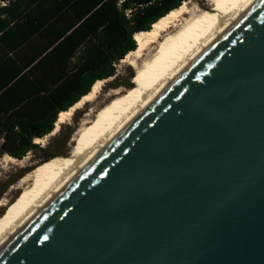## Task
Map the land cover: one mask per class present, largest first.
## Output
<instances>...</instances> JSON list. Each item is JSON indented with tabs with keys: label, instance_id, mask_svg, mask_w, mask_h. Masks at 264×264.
Wrapping results in <instances>:
<instances>
[{
	"label": "water",
	"instance_id": "95a60500",
	"mask_svg": "<svg viewBox=\"0 0 264 264\" xmlns=\"http://www.w3.org/2000/svg\"><path fill=\"white\" fill-rule=\"evenodd\" d=\"M0 264H264V0L21 230Z\"/></svg>",
	"mask_w": 264,
	"mask_h": 264
},
{
	"label": "trees",
	"instance_id": "16d2710c",
	"mask_svg": "<svg viewBox=\"0 0 264 264\" xmlns=\"http://www.w3.org/2000/svg\"><path fill=\"white\" fill-rule=\"evenodd\" d=\"M183 2L0 0L1 152L22 159L39 148L34 139L51 134L62 112L115 75L134 35ZM22 13L27 24L17 25Z\"/></svg>",
	"mask_w": 264,
	"mask_h": 264
},
{
	"label": "bare ground",
	"instance_id": "6f19581e",
	"mask_svg": "<svg viewBox=\"0 0 264 264\" xmlns=\"http://www.w3.org/2000/svg\"><path fill=\"white\" fill-rule=\"evenodd\" d=\"M257 1L208 0L205 10L191 1H185L153 24L150 30L137 32L134 35L136 49L129 52L122 61L136 70V80L140 84L133 90L111 89L101 103L86 113L76 133V143L71 155L57 162L39 164L19 180L17 187H13L16 191L22 189V198L0 220V251L229 24L235 22ZM179 38L182 40L171 48ZM168 50L170 51L162 57ZM161 57L160 64L153 67ZM107 81H97L89 94L68 111L62 112L54 131L49 135L58 133L61 125L84 105L95 103ZM125 93L126 96L123 97ZM111 105V109L99 121L102 109ZM43 141L44 139H36L35 142L42 144ZM7 157L14 160L10 155ZM5 201L6 199L0 200V211L6 206Z\"/></svg>",
	"mask_w": 264,
	"mask_h": 264
},
{
	"label": "rangeland",
	"instance_id": "374dc122",
	"mask_svg": "<svg viewBox=\"0 0 264 264\" xmlns=\"http://www.w3.org/2000/svg\"><path fill=\"white\" fill-rule=\"evenodd\" d=\"M189 1H191L192 4H197L203 10L208 7V0ZM181 40L182 38H179L175 44L171 45V48L177 45ZM169 51L170 50L166 51L162 57H164ZM162 57L159 58L153 67H155L157 64H160ZM136 78V70L128 65V63H123L122 60L119 61L116 64L115 75L104 80L108 81L102 86L101 94L99 95V98L96 100V102L84 105V107L78 110L72 117H70L66 123L61 125L58 133L53 136L49 135L43 138L44 141L42 144L37 143L39 148L27 153V155L22 159H17L10 155L14 159L12 160L7 157L9 154L2 153L1 146L3 144V140L0 139V200L6 199V206L2 209V211H0V220L5 217V215H7L8 212L13 208V206L22 198V189L19 191L13 189V187L18 186L19 180L25 174L43 162H57L66 156H70L76 143L74 141V139L77 138L76 133L80 129L86 113L99 104V102L101 103L106 95L112 90L120 88H124L126 90L135 89L136 86L140 84ZM133 83L134 87L131 88ZM125 96L126 93L123 95V97ZM111 107L112 105L102 109L99 121L104 118L105 114L109 111V109H111Z\"/></svg>",
	"mask_w": 264,
	"mask_h": 264
},
{
	"label": "crops",
	"instance_id": "0c3cea01",
	"mask_svg": "<svg viewBox=\"0 0 264 264\" xmlns=\"http://www.w3.org/2000/svg\"><path fill=\"white\" fill-rule=\"evenodd\" d=\"M185 1H187V0H184V2H185ZM184 2H183V3H184ZM171 11H172V10H171ZM166 15H167V14H166ZM20 17H21V18H19V21H18V20L15 21L16 24H17V25H26L27 23H26V18H24V13H22ZM17 21H18V22H17ZM15 22H13L12 25H14ZM83 62H84V61H83ZM83 62H82V63H83ZM75 64H80V65H81V62H77L76 60H72V62H71V68H72L73 65L75 66ZM75 71H76V68L73 69V72H74V73H75ZM100 80H106V79H98L97 81H100ZM97 81H96V82H97ZM96 82H95V83H96ZM91 89H92V87H91ZM83 97H85V96H83ZM47 136H48V135H47ZM45 137H46V136H45ZM45 137H44V138H45ZM36 139H43V138H35V139H34V143H36V142H35ZM1 140H3V139H1Z\"/></svg>",
	"mask_w": 264,
	"mask_h": 264
}]
</instances>
